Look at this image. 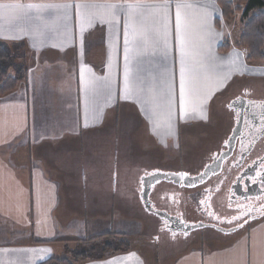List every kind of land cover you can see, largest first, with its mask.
<instances>
[{"label":"crops","instance_id":"1","mask_svg":"<svg viewBox=\"0 0 264 264\" xmlns=\"http://www.w3.org/2000/svg\"><path fill=\"white\" fill-rule=\"evenodd\" d=\"M217 1L0 0L24 6L0 10V43L21 45L30 57L25 82L0 97V264L73 256L66 240L109 232L114 209L92 206H125L124 188L140 198L147 173L168 170L163 162L175 157L153 130L178 122L179 136L169 140L179 149L181 138L195 137L182 128L215 131L217 102L264 80L239 46L242 16L238 28L227 26L238 13L223 20ZM89 16L97 17L91 26ZM201 115L210 122H198ZM197 138L201 151L213 143L206 131ZM93 197L97 206L87 202ZM232 239L164 258L155 241L154 249L124 252L94 246L81 264H264V218Z\"/></svg>","mask_w":264,"mask_h":264},{"label":"flooded vegetation","instance_id":"2","mask_svg":"<svg viewBox=\"0 0 264 264\" xmlns=\"http://www.w3.org/2000/svg\"><path fill=\"white\" fill-rule=\"evenodd\" d=\"M260 81L257 79L251 87L236 91L234 98L217 103L219 121L222 122L223 110L225 122L223 126L216 125L215 134L208 136L213 143L207 144L193 161L192 172L184 169L148 172L152 186L146 201L137 197V191L124 188L126 205L136 201L137 209L149 217L150 227L147 226L157 235V245L168 248L175 241L182 247L195 232L208 229L221 234L220 237L237 234L264 218V87ZM240 118L241 131L233 135ZM212 168H216L215 173L209 174ZM159 173L163 174L161 179ZM201 176L204 180L193 186L192 180ZM254 184L261 188L255 197H250L247 188Z\"/></svg>","mask_w":264,"mask_h":264},{"label":"rangeland","instance_id":"3","mask_svg":"<svg viewBox=\"0 0 264 264\" xmlns=\"http://www.w3.org/2000/svg\"><path fill=\"white\" fill-rule=\"evenodd\" d=\"M241 22V15L240 14H236L229 22L227 26H231L234 28H238L239 24ZM9 47H11V53L14 55L15 57V61L14 59H12L13 62L19 63L21 64L23 67H27L29 65L30 62V57L27 56V54L25 53V48L21 45L18 44H12L9 45ZM19 51V52H18ZM263 54H264V49H263ZM259 66H262L261 64H257ZM264 69V66H262ZM260 81V84L262 87H264V80L263 79H258ZM263 91V90H261ZM259 94L257 93V96ZM220 101H222V99H220ZM218 103V102H217ZM214 110V109H213ZM214 115L215 117L211 120H206L204 115H201V117L203 118L202 121L204 120L205 122H210L211 124H213L214 126L217 125V127L219 125H222V123L224 124L225 119H222V117H225V115L223 113H225L223 110H221V120L222 122L219 121V116H218V110L215 109L214 111ZM223 112V113H222ZM174 122V121H173ZM168 126V123H165ZM223 126V125H222ZM159 128H162L161 124H158ZM169 128V126H168ZM178 122L174 123L170 126V129L168 131H154L155 134L159 135L162 138V144H163V148H164V152L165 153H172L174 154V158L171 161H164V168H169L172 170H188V172H192L193 170V166L192 165V161H195L199 154H200V149H197L200 142L197 138V136L199 134L204 133L205 131L207 132L208 136H211L212 133L215 131L211 130L210 126H205V125H196V126H191L188 128H182L181 129V135H185L186 132L190 134L195 135L192 136H187V137H183L181 138V144H180V148L177 149L176 148V144L175 141L172 140L170 141L169 139L171 137L174 138H178L179 134H178ZM143 131V127L141 126H137L136 129L131 130L132 133H135L136 135H138V132H142ZM151 132V130H149ZM206 134V133H205ZM173 143V144H172ZM204 147V145H202ZM204 149V148H203ZM200 150V151H199ZM136 153V154H135ZM139 154L135 151L134 153H132L133 157H137ZM168 155V154H166ZM135 158H132L131 161H134ZM165 160V159H164ZM137 161V159L135 160ZM149 161V159L147 160ZM150 163V162H149ZM155 163V161H154ZM157 163V162H156ZM152 167H154L152 165ZM91 186L90 187V191L88 193H91L93 189V187L95 186L94 181H92V179L89 181ZM101 192H103V190H100ZM93 203L94 206H97L98 202L100 201V198H92L91 201H88ZM86 202V204H87ZM133 202V201H132ZM102 205H100L99 208H95L92 206V211L94 213H106L109 209H114L115 211V217L113 216L112 221L110 222L111 224V230L107 233H104L102 235L99 236H103L101 237L102 240H94L93 242H91L90 244L86 243V242H80L78 240H66L65 245L71 244V250L75 251L74 255L76 254H83L84 257H82V260L87 259L86 257H89L90 255H93V249L94 246H96L97 248H110L111 249V245L115 248H119V245H123L124 242L127 244L126 249L127 251L130 250H137V249H145V247H149V248H153L154 247V241H155V236H157L155 233L152 234L150 229H145V226H149L150 227V223L149 220L147 218V216L143 215V213L137 209L136 205L138 206L137 202L134 201L131 205H117V202L112 205V207H109V203H108V199L103 200V202H101ZM89 204V205H90ZM114 206V208H113ZM87 207V206H86ZM139 207V206H138ZM120 208L123 213H118L117 209ZM129 209V210H128ZM231 212L236 213L235 211H233L230 208ZM130 215L132 217H135L136 219H139L141 221H143L141 223V221H136L135 219L129 220V216ZM128 218V220H126ZM101 221H106L103 219H98ZM93 223L94 220L90 219V221H88V230L91 234L95 235L94 231H93ZM140 226H139V225ZM147 226V228H148ZM152 229V227H151ZM244 229V228H243ZM212 229H208V231L206 232H195V235H192L191 239L187 240L185 245L180 247L181 245H178V243H176L175 241L172 242L171 246H168V248H163L161 246L158 245L159 247V252L161 253V258L164 257H169L171 256V254H174L176 251L180 252V251H184V250H192L193 248H201V245H214V246H222L224 245V243H228V241H232L233 236L235 234H224V236H221V234H214ZM12 233V232H11ZM240 233V232H239ZM97 236V237H99ZM89 238H95L93 236H88ZM152 237V238H151ZM211 238V239H210ZM200 239H204L207 240V242H198L195 243L194 241H198ZM0 240L3 241L4 238L3 236L0 234ZM124 240V242H123ZM107 241V242H106ZM119 241V242H118ZM156 242V241H155ZM182 244V243H180ZM122 247V246H121ZM154 249V248H153ZM99 250H104V249H99ZM106 251V250H104ZM173 251H175L173 253ZM97 252V251H96ZM70 255V252H67ZM96 254V253H95ZM167 254V255H165ZM64 255V254H61ZM66 255V254H65ZM165 255V256H164ZM72 255L67 256V258H71L73 257ZM65 257V256H64ZM59 258V257H56ZM66 258V257H65Z\"/></svg>","mask_w":264,"mask_h":264},{"label":"trees","instance_id":"4","mask_svg":"<svg viewBox=\"0 0 264 264\" xmlns=\"http://www.w3.org/2000/svg\"><path fill=\"white\" fill-rule=\"evenodd\" d=\"M217 3L222 11V19L225 21L230 20L236 13L241 14L244 23L239 37V46L247 49L248 61L264 66V0H218ZM12 59L15 61L11 47L0 43V97L13 92L19 84L26 80L28 67H23L21 64L13 62ZM101 237L103 236L80 242L90 244L97 239L103 241L104 239ZM33 243L45 244L48 242ZM119 246V248H115L111 245L114 250L127 251L125 242ZM82 257H84L83 254H76L71 258H50L38 264H81L85 261L82 260Z\"/></svg>","mask_w":264,"mask_h":264},{"label":"snow or ice","instance_id":"5","mask_svg":"<svg viewBox=\"0 0 264 264\" xmlns=\"http://www.w3.org/2000/svg\"><path fill=\"white\" fill-rule=\"evenodd\" d=\"M23 5L20 4H0V10H3V13H7L9 10H13V9H20L23 8ZM27 7L31 8V7H35L34 5H28ZM161 8H166V5H161ZM97 17L96 16H89L87 19V23L89 26H91L95 21H96ZM99 20L101 23L106 22L104 20V18L101 16L99 17ZM176 30H177V35L179 36V32H180V16L179 13H177V18H176ZM125 44H127V31L125 32ZM127 51V49H126ZM181 108H183L184 105V79H183V75L181 77ZM184 174H181V179H183ZM203 178V176H201V179ZM185 183H187V181H185ZM234 219H239V217H235ZM229 223H231V221H229Z\"/></svg>","mask_w":264,"mask_h":264},{"label":"water","instance_id":"6","mask_svg":"<svg viewBox=\"0 0 264 264\" xmlns=\"http://www.w3.org/2000/svg\"><path fill=\"white\" fill-rule=\"evenodd\" d=\"M240 108V110H241V107H239ZM240 122H238V124L236 125V127L234 128V131H233V135L234 134H236L237 133V131H241V127H242V125H241V118H240V120H239ZM215 170H216V168H212L211 170H210V172H209V174H213V173H215ZM204 173H206V172H204ZM204 173L203 174H201V175H203L204 177H205V175H204ZM160 174V179L163 177V176H161V175H163L162 173H159ZM204 177L201 179V178H199L198 180L197 179H193L192 180V185L193 186H195L194 184H198V182L199 181H203L204 180ZM147 178V177H146ZM145 178V179H146ZM159 178V177H158ZM149 182H152L150 179H146L145 180V186L146 187H144L143 189H141V191H142V194L140 193V197H142V200L143 201H146V199H147V197H148V191H150V187L152 186V184H149ZM200 182V183H201ZM258 182V181H257ZM260 186L259 185H256V184H254V185H252V187H249V188H247V190H248V193H249V195H250V197H255V195H256V193L255 192H258L259 190H260ZM258 220V219H257Z\"/></svg>","mask_w":264,"mask_h":264}]
</instances>
